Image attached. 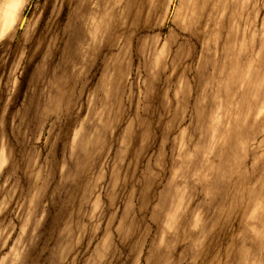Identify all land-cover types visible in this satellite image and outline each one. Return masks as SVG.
<instances>
[{
    "label": "clouds",
    "instance_id": "clouds-1",
    "mask_svg": "<svg viewBox=\"0 0 264 264\" xmlns=\"http://www.w3.org/2000/svg\"><path fill=\"white\" fill-rule=\"evenodd\" d=\"M0 264H264V0H0Z\"/></svg>",
    "mask_w": 264,
    "mask_h": 264
}]
</instances>
